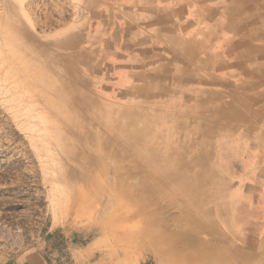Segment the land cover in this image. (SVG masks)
Segmentation results:
<instances>
[{
    "label": "rangeland",
    "instance_id": "374dc122",
    "mask_svg": "<svg viewBox=\"0 0 264 264\" xmlns=\"http://www.w3.org/2000/svg\"><path fill=\"white\" fill-rule=\"evenodd\" d=\"M239 14L190 18L183 25L180 22L183 19H179L175 27L176 49L171 47L174 53L167 52L164 61L173 62L168 67L180 70V75L175 76L178 80L185 79L190 86L208 85L207 95L198 97L202 107H215L236 96L247 102L253 100L248 105H252L250 112L254 121L222 120L216 116L217 107L199 109L188 117L216 126L215 134L232 133L229 139H218L219 146L213 157L214 169L234 183L233 191L238 195L232 207L225 209L233 230L228 237L238 246L252 241L254 246L247 245L245 249L264 258V137L254 136L264 133V1L240 2ZM93 15V10L82 0H0V65L3 66L0 83L9 89L31 75L38 79V60L46 61L56 42L61 55L67 54L68 45L80 50L91 45L97 49L93 54L94 63L101 66L100 75L93 79L99 85L93 93L96 105L102 103L110 112L121 107L127 109L134 102L140 110L152 108L144 102L145 93L139 89L148 81L158 84L170 79V73L161 70L162 60L151 55L142 64L126 63L121 53L114 56V51L109 49V60L101 65L106 52L101 38L107 26L101 24V19L96 24ZM152 41V49L157 48ZM26 49L44 50L46 56L22 62L19 54ZM190 50H195L197 57L183 56ZM165 51L170 50L159 54ZM239 51H243L241 56ZM131 53L130 57L137 58L136 51ZM201 63L208 65L205 72L212 75L207 83L197 79L198 75H190L198 71L197 65ZM5 92L0 90V251L17 255L28 249H39L47 264H164L161 255L165 245L153 233L145 231L140 218L120 196V188L134 185L137 177L124 179L122 184L113 183L112 188L115 175L108 169L103 175L107 191L102 194L96 179L100 175L98 168L91 167L94 176H87L85 168L79 169L62 153L60 147L63 150L68 147L52 133V126L46 125L42 139L38 138L32 125L25 124L22 115L12 109L11 97L27 100L28 107L37 109L30 100L29 90L12 89L9 95ZM151 95L160 100L169 97L158 91ZM219 95L225 99H218ZM247 112L243 114L249 117ZM109 131L105 134L109 144L117 146L120 152V175L139 173V157L137 161L131 155L128 143L118 139L117 131ZM66 138L65 133V142ZM187 138L194 143L191 133ZM56 142L61 146L57 147ZM152 145L156 149L160 147ZM202 154L201 157L206 156ZM96 193L103 196L104 207L111 202L107 215L106 209L103 207L102 212L97 203ZM122 212H128L129 218H124ZM189 242L183 241L180 245H195Z\"/></svg>",
    "mask_w": 264,
    "mask_h": 264
},
{
    "label": "bare ground",
    "instance_id": "6f19581e",
    "mask_svg": "<svg viewBox=\"0 0 264 264\" xmlns=\"http://www.w3.org/2000/svg\"><path fill=\"white\" fill-rule=\"evenodd\" d=\"M152 42L144 39L139 44L142 48H147L151 47ZM110 45L118 46L116 43L103 46L106 52L103 54L101 65L109 60L107 57L111 54L108 53ZM125 45L129 46L131 43ZM59 47L57 42L52 45V52L46 61V53L41 49H26L20 53L22 62L34 58L38 60L41 57L44 62L38 60V79L31 78V75L25 82L11 86L13 90L23 88L31 93L30 100L37 109L28 107L27 100L20 101L11 97L12 109L22 115L25 124L32 125L38 138H41L46 125L52 126V133L68 147L64 150L60 147V150L76 163L79 169L85 168L90 178L94 176L91 167L99 169L100 175L96 179L98 191L101 193L107 191L108 185L104 176L108 169L115 175L111 187L113 183L122 184L124 179L129 180L136 176L134 185H121L120 196L140 218L145 231L153 233L159 243L165 245V252L161 255L164 264H264V258L245 249L247 245L254 246L252 241H248L245 246H238L228 237V233L233 230L228 224L225 209L232 207L238 195L233 191L234 183L224 173L214 169L216 163L213 157L216 147L219 146L216 145L218 139H229L232 133L215 134L216 126L213 128L210 124L188 117L190 113L199 112V109L217 107L219 111L216 116L222 120L230 119L234 123L246 122L248 119L254 121L250 112L252 105H248V102L253 104V100L247 102L236 96L237 99L228 98V102L218 103L215 107H202L203 104L198 103V97L207 95L208 85L203 83L190 86L191 83L185 79L178 80L175 77L180 75L179 69L164 65L161 70L170 73L168 81L158 84L148 81L139 89L141 93H145L144 102L153 106L152 108L140 110L137 108L138 103L134 102L127 109L121 107L110 112L104 104L96 105L93 98V93L99 88L98 84L93 83V79L100 75L101 68L100 63H94L93 60L97 49L89 45L80 50L68 45L67 54L61 55L58 52ZM121 50L113 48L112 53L114 56L122 54L128 62L136 60L128 57V47ZM190 52L180 54L190 59L197 57L195 50ZM241 52H237L238 56H241ZM156 53H162V50ZM197 66L198 71L190 75H198L196 78L203 79L205 83L211 81L212 75L205 72L208 65L201 63ZM0 68L3 66L0 65ZM45 75H48V78H44ZM182 76L185 78V75ZM11 87L8 89L7 85L0 83V90L4 89L5 95H9ZM155 91L169 96L168 100L152 97L151 94ZM218 97L225 99L223 95ZM245 111H248L249 117L243 114ZM109 130L117 131L120 137L118 139L128 143L131 155L136 157L137 161L139 157V173L125 172L123 176L120 175V152L117 146L111 147L109 144L105 135ZM65 133L67 142L63 140ZM188 133L194 137L193 144L187 138ZM254 136L264 137V133L260 132ZM153 143L158 144L159 149H156ZM56 146L61 145L56 142ZM202 153H206V156L201 157ZM96 173L99 174L98 171ZM97 196V203L102 210L103 196L100 193ZM76 197L78 198V195ZM110 203H105V215ZM121 215L129 218L128 212H122ZM183 241H190L191 245H195L185 247L180 245Z\"/></svg>",
    "mask_w": 264,
    "mask_h": 264
},
{
    "label": "crops",
    "instance_id": "0c3cea01",
    "mask_svg": "<svg viewBox=\"0 0 264 264\" xmlns=\"http://www.w3.org/2000/svg\"><path fill=\"white\" fill-rule=\"evenodd\" d=\"M88 9L94 12L93 18L101 19L102 25L107 26L103 30L102 42L116 43L121 48L128 47V57L131 51H136L135 62L142 64L144 60H150L151 55L160 57L159 65H172L173 62L165 60L167 52H172L176 40L175 27L179 19L182 25L185 19H206L216 16L222 17L238 16L239 3L242 1L255 0H82ZM264 1V0H263ZM129 6V7H128ZM244 8V7H243ZM106 32V33H105ZM154 40L157 48H142L139 44L144 39ZM126 43L131 45L126 46ZM172 47V48H171ZM165 51L162 55L157 51ZM122 51V50H121ZM140 51V56H138ZM131 59H134L130 57ZM138 60V61H137ZM143 75V74H142ZM142 75L140 77L142 78ZM0 264H47L46 259L39 249H28L24 253L12 255L0 251Z\"/></svg>",
    "mask_w": 264,
    "mask_h": 264
}]
</instances>
